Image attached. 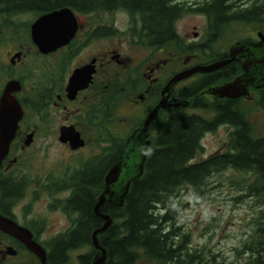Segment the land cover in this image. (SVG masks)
<instances>
[{"label":"trees","instance_id":"obj_1","mask_svg":"<svg viewBox=\"0 0 264 264\" xmlns=\"http://www.w3.org/2000/svg\"><path fill=\"white\" fill-rule=\"evenodd\" d=\"M64 1L77 12L125 10L134 25L131 34L136 43L155 51L180 43L176 21L188 13L207 16L211 38L208 43L218 38L223 27L231 23L264 26V0ZM31 3V0H0V14L12 16L14 10ZM115 32L111 26L106 28L107 36ZM234 69L230 66L211 72L181 91L183 96L192 97L189 106L201 111V115L177 108L165 115L161 111L151 123L154 136L142 175L131 181L121 207L107 202L101 210L102 214L113 219L108 230L98 237L106 250L105 264H133L141 255L152 264H209L210 257L203 249L191 247L188 235L181 233L177 225L181 214L179 191L184 186L204 187L210 177L225 170L254 176V180L242 188L246 193L241 197H254L258 201L256 205L264 204V136L255 137L251 123L242 118L231 102L213 103L205 92L202 97L196 98L195 95L199 88L205 89L221 79H229L226 73ZM119 98V95L108 96L107 124L112 123L115 102ZM259 104L264 108V97ZM224 123L239 128L231 136L228 148L194 162L196 155L203 150V136ZM100 135L101 141L108 145L62 181L70 193L50 204V209L60 208L71 221L68 230L50 244V261L63 260L68 252L86 246L89 247L87 260L95 254L92 233L103 221L94 213V206L104 189V177L125 143V138H116L108 125ZM261 214L264 217V212ZM257 222L253 235L242 244V251L250 256L246 264H264V220Z\"/></svg>","mask_w":264,"mask_h":264},{"label":"flooded vegetation","instance_id":"obj_2","mask_svg":"<svg viewBox=\"0 0 264 264\" xmlns=\"http://www.w3.org/2000/svg\"><path fill=\"white\" fill-rule=\"evenodd\" d=\"M9 1L7 0V2ZM31 2L33 3L27 5V7L23 6L19 10H14L12 16L9 13L0 14V18L4 22L9 23L8 29L15 26L14 21L20 18H28L27 22L23 24L24 28L22 31L14 30L16 34L11 33V30L0 29V100L6 86L10 82H18V88L11 91V96L18 101L22 113H24L18 123L15 136L9 145L8 153L0 165V215L31 232L32 240L42 246L46 252V264H50V262L51 264H90L94 256L87 260L88 256H86V253L79 252L83 247L68 252L63 260L55 261L52 259L50 261V244H53L58 239L59 234L66 232L71 224L63 232L56 233L49 237L47 241H43L41 236L44 232L45 223L26 209L27 200H25L29 195L35 199L59 195L61 197L67 196L70 190L66 188L62 181L71 176L72 172L82 163L78 167L70 165L60 171L58 176H53L52 172L54 169L49 167L50 169H47L44 175L33 178L27 172L26 164L23 162L24 158H22V155L24 157V152L34 145L39 144L41 149L48 150L58 145V143L70 152H79L87 143L84 129L95 133L101 140L100 134L105 132L107 128L108 96L119 95L121 97V92L129 88L132 91L129 106L135 108L143 107L140 109H144L141 119L129 132L131 136L134 132L143 128L148 115L158 104L162 96V90L174 75L196 66H207L220 60H227L230 56L234 60L217 69L219 71L226 67H235L234 70L226 73L229 77L227 82L217 85L214 83L215 85L211 84L208 87L206 86L205 89L199 88L194 94L197 98V96L202 97L205 92L204 95L213 103L231 102L236 110L242 114V118L246 120V115L240 110L239 104L241 101H254L258 92V105L260 107L259 100L264 97V86H258L260 84L259 79L256 80L255 84L245 83L249 94L239 98L219 97L213 94L212 89L233 81L244 80L247 75L257 77L258 74L264 71V48L252 49L249 45H245L246 43H258L259 39L256 41L243 40L232 44L222 53L208 54L204 52L210 49L208 41L211 38H209L210 25L208 21V29L202 35L203 42L201 44H185L183 38L179 36L181 39L180 43L173 46L183 53L180 58L181 66L177 71L164 78L162 82H158V78L154 77V74L161 69L162 64L166 63L164 61H152L149 55L147 60L139 66V78H130L128 80L129 85L126 87L116 84L114 88L108 90L107 66L114 61L112 57L119 54L114 49H106L105 41L107 37H110L106 35L107 26L104 23L106 15L116 20L117 15L123 14L125 16L124 22L128 23L131 20L130 14L118 8L110 12L105 10L77 12L65 5L64 0H31ZM62 8H69L73 11L78 29L67 42L50 52L43 53L32 39L31 25L41 15ZM95 17L98 22L93 23L89 20ZM205 17L207 18L206 15ZM256 26L264 27L261 24ZM111 27L117 30L116 27ZM259 32L261 31H258L257 34ZM238 43H244V45H236ZM201 52L207 54L203 60H201ZM86 65H93L94 67L88 85L84 88H78L76 92L70 91V80L74 72ZM210 73L195 72L174 83L169 89L171 94L170 101L177 105L169 106L162 111L169 114L177 108H183L189 112H196L201 115V111L190 108L189 103H191L192 97L183 96L181 91ZM155 84H158L156 88L153 86ZM261 109L264 110V108ZM25 113H34L36 117L35 126L25 125V120L27 119ZM53 119H55V122H53ZM150 126L151 124L147 126L149 137L146 140L150 141L151 146L154 131ZM223 126H228L231 129L230 141L231 136L239 128L228 123L220 124L218 127ZM62 127H74L80 133L81 138H83L84 146L72 150L68 142H60V130ZM27 140H30L29 144H26ZM57 210H60V208H56L53 211ZM61 212L64 213L63 211ZM0 264H42V262L20 239L0 229Z\"/></svg>","mask_w":264,"mask_h":264},{"label":"rangeland","instance_id":"obj_3","mask_svg":"<svg viewBox=\"0 0 264 264\" xmlns=\"http://www.w3.org/2000/svg\"><path fill=\"white\" fill-rule=\"evenodd\" d=\"M0 19V29L11 30L10 32L14 33V30H23V24L27 22L28 18H20L14 21L15 26L10 29H8L9 23L4 22L2 18ZM124 19L123 14L117 15L116 20L106 15L104 22L107 27L114 26L117 29L114 35L106 38L105 46L107 50H116L121 61L117 64L114 60L107 66L108 90L114 88L116 84L126 87L129 85L128 80L130 78H139V66L147 60L149 55L152 61H164L166 63L162 64L161 69L154 74V77L158 78V82H162L164 78L178 70L181 66L180 58L183 53L173 46L174 44L158 50L159 52L152 48L142 47L132 37L131 30L134 25L131 20L126 23ZM89 20L93 23L98 22L96 17ZM256 25L255 23H231L224 26L220 36L210 43V49L204 52L208 54L222 53L238 41L258 40L256 34L261 31L264 36V27L260 28ZM175 26L185 44L197 45L203 42L202 35L208 29V20L203 14L189 13L179 18ZM194 33L196 34L194 35ZM204 52L200 53L201 60L206 58L207 54ZM225 82L227 79H221L215 84ZM153 86L156 88L158 84ZM258 97L259 93L257 92L254 101H241L239 108L251 123L255 136H262L264 135V110L258 105ZM131 98L132 91L129 88L122 91L120 99L115 102L114 118L112 123L107 125L116 138H126L131 128L138 123L143 115L144 109H140L143 107L129 106ZM25 114L27 118L25 125L35 126L36 117L34 113ZM230 131L228 126H223L218 127L213 132L206 133L201 139L203 150L196 155L193 161L198 162L211 155L224 152L229 145ZM84 135L87 141L86 146L76 153L64 149L59 143L48 150L41 149L39 144L34 145L24 152V157L22 155L27 172L34 178L44 175L46 170L51 167L54 169L52 175L58 176L60 171L70 165L78 167L80 163L100 153L101 148L108 145L104 140L103 142L99 140L97 135L91 131L84 129ZM253 180L254 176L252 175L228 169L210 177L208 184L204 187L184 186L179 191L181 214L178 216L177 225L180 227L181 233L188 235L191 247L203 249L204 254L210 257L209 264H246L249 261L250 256L244 250L242 251V244L253 233L257 221L264 220L261 214L264 212V204L256 206L258 202L256 198L241 197L246 193L242 189L244 185ZM65 197L59 195L35 199L29 195L25 199L27 200L26 209L45 223L44 232L41 236L43 241H47L49 237L63 232L66 227L70 226V219L60 211L61 209L57 211L50 209V204L55 199ZM79 252L87 253L89 247H83ZM133 264L152 263L145 255H141Z\"/></svg>","mask_w":264,"mask_h":264},{"label":"water","instance_id":"obj_4","mask_svg":"<svg viewBox=\"0 0 264 264\" xmlns=\"http://www.w3.org/2000/svg\"><path fill=\"white\" fill-rule=\"evenodd\" d=\"M77 29L78 24L73 11L69 8H62L38 17L31 25V36L39 50L43 53H47L67 42L74 36ZM258 37L260 39L258 43H246L245 45H249L252 49H263L264 36L259 33ZM236 45H244V43H238ZM112 59L115 60L116 63L121 62L117 54L114 55ZM232 60H234V58L230 56L227 60H220L207 66H196L190 70L174 75L162 90V96L158 104L152 109L145 120L143 128L134 132L126 140L118 158L104 177V189L94 206V213L100 216L103 222L102 225L92 233L91 241L95 254L90 264L106 263V250L100 245L98 237L108 230L113 219L108 214H102L101 210L107 202L114 206L121 207L131 181L142 175L147 150L150 146V141L146 140L149 136L147 126L156 118L159 110L177 105L170 101V87L177 81L195 72H212L224 67ZM93 71V65H86L77 69L70 80V91L76 92L78 88L86 87L91 79ZM258 79L260 80L258 86H264V71L258 74L257 77L247 75L244 80L226 83L212 89V92L219 97L239 98L247 96L249 93L245 87V83L255 84ZM17 84L18 82H10L6 86L5 92L0 100V165L8 153L9 145L15 136L18 123L23 117L20 104L11 96V91L18 88ZM59 141L62 143L68 142L72 150L83 147L85 144L80 133L76 131L74 127H62ZM29 143L30 140H27L26 144ZM0 229L20 239L29 250L40 258L42 264H46L45 250L32 240L31 232L28 229L18 226L13 221L5 219L1 215Z\"/></svg>","mask_w":264,"mask_h":264}]
</instances>
